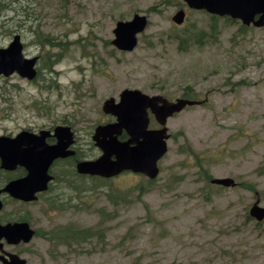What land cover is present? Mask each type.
I'll list each match as a JSON object with an SVG mask.
<instances>
[{
  "label": "rangeland",
  "instance_id": "1",
  "mask_svg": "<svg viewBox=\"0 0 264 264\" xmlns=\"http://www.w3.org/2000/svg\"><path fill=\"white\" fill-rule=\"evenodd\" d=\"M179 9L187 13L181 26L172 20ZM136 14L147 15L150 26L133 52H120L112 43L116 24ZM219 19L215 43L207 38L185 51L184 32L194 25L209 33L213 22L184 0H0V48L21 35L24 56L38 57L40 69L35 82L0 77V136L67 125L84 138V159H92L99 154L94 130L110 118L102 107L125 89L172 101L188 92L200 103L168 120L169 150L153 185L127 172L106 186L78 179L74 193L63 189L64 176L76 174L66 163L55 168V194L81 209L50 212L53 195L39 205L5 195L10 220L31 217L46 231L94 228L104 209L113 218L101 227L104 240L57 250L56 258L38 238L6 246L8 252L29 264H264V222L247 218L258 198L264 208V27ZM48 53L59 60L51 70ZM200 167L209 179L234 178L255 190L207 186ZM16 172L1 173L0 181L18 178ZM140 185L150 188L141 198L133 190ZM117 189L134 203L108 202L105 192Z\"/></svg>",
  "mask_w": 264,
  "mask_h": 264
},
{
  "label": "water",
  "instance_id": "2",
  "mask_svg": "<svg viewBox=\"0 0 264 264\" xmlns=\"http://www.w3.org/2000/svg\"><path fill=\"white\" fill-rule=\"evenodd\" d=\"M193 9H205L210 13L221 16L229 15L234 19L243 20L244 24L252 22L256 26H264V0H185ZM259 16L256 22L255 18ZM185 12H178L173 20L182 24ZM148 25L147 18L136 15L132 21L118 22L114 34L113 44L122 51H133L138 44L137 35L144 32ZM20 36H16L9 48L0 49V75L6 77L17 72L20 76L29 79L36 77L34 70L36 59H25ZM191 102L178 100L171 103L162 97H149L138 90H125L120 96V102L110 99L104 103L105 114L116 117L117 122L99 126L93 140L103 152L96 160L83 161L77 166L79 174L112 178L125 171L140 173L154 179L159 174L158 162L167 153L169 139L167 121L174 114L180 112ZM149 110L155 115L157 122L164 128L149 130ZM123 131L129 140L121 142L119 136ZM49 131H42L36 136L27 131L16 138H0V159L2 168L14 170L17 166L24 167L26 177L12 181L5 188L13 198L25 202L37 199V194L48 189L52 180L49 170L55 160L65 159L74 155L69 150L73 144V133L69 127H57L55 137L57 143L49 145L47 139ZM214 184L223 186L234 185L233 180H214ZM0 202V209H1ZM251 214L258 220L264 219V209L255 206ZM35 232L27 223L0 225V240L7 238L10 244L21 241L28 243ZM0 248L2 245L0 244ZM4 259V258H3ZM11 261L5 264H26L16 256H10Z\"/></svg>",
  "mask_w": 264,
  "mask_h": 264
},
{
  "label": "trees",
  "instance_id": "3",
  "mask_svg": "<svg viewBox=\"0 0 264 264\" xmlns=\"http://www.w3.org/2000/svg\"><path fill=\"white\" fill-rule=\"evenodd\" d=\"M192 29L186 30L184 33L185 42L189 44L188 46H185V49H188V47L192 46L195 43H203V38L206 37V34L201 32L204 30H199L196 28V26L192 25ZM211 30L215 31L216 30V25L212 24L211 25ZM38 36V35H37ZM184 43V41H182ZM49 44V43H46ZM180 48L183 47L182 44L179 45ZM47 60L50 62V65L47 66L46 68L51 70L54 65H56L59 60L57 61L58 58H54L55 56L51 55V53L47 54ZM195 96V95H194ZM193 95H185V98L194 100L195 97ZM202 173L205 174L204 176V181L206 182L207 185L210 183V179L207 175V172L205 169L202 167ZM81 178V177H80ZM58 179V178H56ZM92 181H99L102 183V185L108 184L111 180H105V179H100V178H86ZM68 180V184L66 185L67 187H63V189H71L74 191V193L80 189L79 182L75 178L71 180V178H68L64 176L63 182ZM149 184H155L154 181H149ZM55 185L51 186L50 190L48 193L44 194L41 196V201L46 198V196H51L53 195L50 200H49V209L50 212H58L61 214H65L69 211H72L73 209H81L79 204H73V199L72 200H64L65 198H60L58 199L55 192L56 190H53ZM210 186V185H209ZM244 188L248 189L249 191H254V187L252 185L246 186L243 185ZM98 188V187H97ZM133 190H136L139 194V197L141 198L145 193H147L150 189H145L143 185H140ZM109 193V191L105 192V197L106 200H108L111 203H115L117 200H122L123 203L125 204H132L134 203V200L130 199L129 192L122 193V191H118V195H115L114 192L112 191ZM97 214H99L100 221L97 225L96 228H87V229H82L78 228L72 224L69 225H57L53 226L48 231L45 230H38L37 231V236L44 238L51 247H53V250H59V248L65 247V248H70V249H75L78 246H82L84 244H90L94 240L102 239L105 238L106 234H103V231L100 227L104 226L106 223L110 222L113 218L108 214L107 211L104 209H98ZM25 220L31 222V219L27 217Z\"/></svg>",
  "mask_w": 264,
  "mask_h": 264
},
{
  "label": "flooded vegetation",
  "instance_id": "4",
  "mask_svg": "<svg viewBox=\"0 0 264 264\" xmlns=\"http://www.w3.org/2000/svg\"><path fill=\"white\" fill-rule=\"evenodd\" d=\"M23 1L24 0H21V2H23ZM74 133H75V140L76 141H75V144L71 148H72V150L75 151V155H74L75 157L58 160V161L55 162V164L62 165L64 163L71 162V163H74V165L77 166V163L80 162V160H81L80 156L83 157V156L86 155L85 154L86 153V151H85V147L86 146L83 145V139L84 138L79 136V134L77 132H74ZM49 143L50 144L56 143V139L51 137L49 139ZM14 172H16L17 175H18V173H20L18 175L19 178H22V177H24L26 175V170L24 168H22V167H18ZM0 173H6V172H0ZM5 182L6 181H3V182L0 183V184H2V185H0V189H3L6 186L7 182L6 183ZM1 201H2L3 205H2V209L0 211V224H7V223L10 222V218H9L10 217V213L8 212L9 206L5 202V196L4 195L1 196ZM6 246H8V245L5 243L4 250L6 252H8L7 249H6ZM1 256H2V254L0 253V264H3L2 261H1Z\"/></svg>",
  "mask_w": 264,
  "mask_h": 264
}]
</instances>
